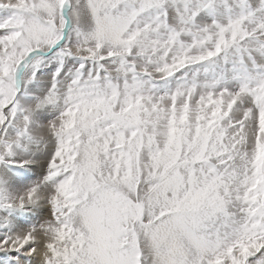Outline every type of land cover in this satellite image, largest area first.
<instances>
[{"label":"snow or ice","instance_id":"obj_1","mask_svg":"<svg viewBox=\"0 0 264 264\" xmlns=\"http://www.w3.org/2000/svg\"><path fill=\"white\" fill-rule=\"evenodd\" d=\"M0 264H264V0H0Z\"/></svg>","mask_w":264,"mask_h":264}]
</instances>
